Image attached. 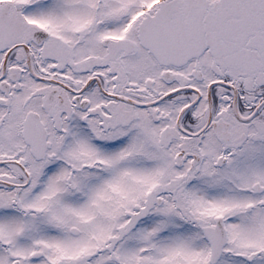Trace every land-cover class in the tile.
Wrapping results in <instances>:
<instances>
[{
  "label": "snow or ice",
  "instance_id": "obj_1",
  "mask_svg": "<svg viewBox=\"0 0 264 264\" xmlns=\"http://www.w3.org/2000/svg\"><path fill=\"white\" fill-rule=\"evenodd\" d=\"M0 264H264V0H0Z\"/></svg>",
  "mask_w": 264,
  "mask_h": 264
}]
</instances>
